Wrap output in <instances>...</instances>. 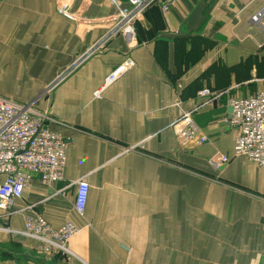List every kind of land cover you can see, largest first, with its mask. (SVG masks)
Instances as JSON below:
<instances>
[{
  "label": "crops",
  "instance_id": "0c3cea01",
  "mask_svg": "<svg viewBox=\"0 0 264 264\" xmlns=\"http://www.w3.org/2000/svg\"><path fill=\"white\" fill-rule=\"evenodd\" d=\"M60 1L0 0V95L33 102L66 139L62 178L34 177L0 226L72 222L76 257L0 230V264H264V166L233 155L229 112L231 98L264 91V0H154L131 39L107 36L131 0H72L68 14ZM203 88L220 95L207 101ZM187 111L206 142L176 138ZM219 152L230 160L214 168Z\"/></svg>",
  "mask_w": 264,
  "mask_h": 264
},
{
  "label": "built area",
  "instance_id": "2783aa9c",
  "mask_svg": "<svg viewBox=\"0 0 264 264\" xmlns=\"http://www.w3.org/2000/svg\"><path fill=\"white\" fill-rule=\"evenodd\" d=\"M71 2L72 0H61L57 6L58 11L68 14ZM153 2L154 0H131L130 7L117 15V23L107 36L121 31L131 39L134 35V20ZM132 65L133 61L127 59L108 73L95 96H99L102 88L117 80ZM200 95L210 101L220 93L203 88ZM229 105L230 123L237 129L233 155H243L264 166V91L245 97H233ZM192 115L191 111H187L172 121L176 138L182 145L192 141L197 144L207 141ZM48 119L47 113L38 110L33 102H20L0 95L1 218L7 219L15 212L14 201L22 196L24 188L34 177H38L43 183H55L62 178L66 161V139L45 125ZM229 160V155L219 152L209 162L214 168H220ZM88 193V182L79 179L74 198V208L79 215H83L86 210ZM0 230L19 233L34 240L41 254L61 255L66 260L76 257L69 246L70 239L78 231L72 222L53 227L42 215L36 214L25 218L20 231L7 226H0Z\"/></svg>",
  "mask_w": 264,
  "mask_h": 264
},
{
  "label": "water",
  "instance_id": "95a60500",
  "mask_svg": "<svg viewBox=\"0 0 264 264\" xmlns=\"http://www.w3.org/2000/svg\"><path fill=\"white\" fill-rule=\"evenodd\" d=\"M263 10H264V9H263ZM260 14H261V12L258 13V15H256L255 18H258V17L260 16ZM52 85H53V84H52ZM50 87H51V84H50L48 87H46L45 91L48 90ZM229 112L231 113V108L229 109Z\"/></svg>",
  "mask_w": 264,
  "mask_h": 264
},
{
  "label": "rangeland",
  "instance_id": "374dc122",
  "mask_svg": "<svg viewBox=\"0 0 264 264\" xmlns=\"http://www.w3.org/2000/svg\"><path fill=\"white\" fill-rule=\"evenodd\" d=\"M55 82H56V79H55L53 82H50L49 85L51 84V86H52V84H54ZM46 91H47V90H46ZM46 91H45V92H46ZM45 92H44V93H45Z\"/></svg>",
  "mask_w": 264,
  "mask_h": 264
},
{
  "label": "bare ground",
  "instance_id": "6f19581e",
  "mask_svg": "<svg viewBox=\"0 0 264 264\" xmlns=\"http://www.w3.org/2000/svg\"><path fill=\"white\" fill-rule=\"evenodd\" d=\"M116 81V80H115Z\"/></svg>",
  "mask_w": 264,
  "mask_h": 264
}]
</instances>
